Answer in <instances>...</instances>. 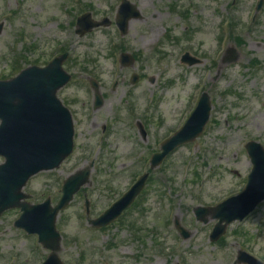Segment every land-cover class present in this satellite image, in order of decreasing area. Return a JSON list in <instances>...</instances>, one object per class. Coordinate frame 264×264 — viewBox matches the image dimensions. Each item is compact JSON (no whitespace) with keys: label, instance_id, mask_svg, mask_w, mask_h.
<instances>
[{"label":"rangeland","instance_id":"rangeland-1","mask_svg":"<svg viewBox=\"0 0 264 264\" xmlns=\"http://www.w3.org/2000/svg\"><path fill=\"white\" fill-rule=\"evenodd\" d=\"M131 1L144 21L132 22L124 37L111 25L79 38L73 23L78 12L113 20L119 1L73 6L71 0H0V80L34 63L43 66L65 49L71 80L58 97L78 121L72 155L58 169L34 176L25 192L33 203L48 197L54 204L64 179L95 161L88 186L57 217L59 257L66 264H233L239 250L264 262V202L214 243L209 234L215 221L201 223L193 215L195 207H213L240 193L251 170L245 144L264 147V0L254 20L258 0ZM229 46L240 58L219 69ZM124 51L136 57L134 67L120 68ZM186 51L202 63L181 64ZM133 73L138 81L131 85ZM88 79L97 80L103 94L96 111ZM202 92L212 105L202 134L151 171L154 182L143 207L136 205L116 225L91 228L84 198L91 201L90 218L100 215L131 175L148 169L151 155L183 125ZM18 216L12 210L0 219V264H41L49 253L35 236L13 228ZM175 219L189 232L187 239L178 235Z\"/></svg>","mask_w":264,"mask_h":264},{"label":"water","instance_id":"water-1","mask_svg":"<svg viewBox=\"0 0 264 264\" xmlns=\"http://www.w3.org/2000/svg\"><path fill=\"white\" fill-rule=\"evenodd\" d=\"M119 9V20L132 13L128 5ZM136 14V13H135ZM103 24H109L104 20ZM100 24H92L82 17L78 26L88 31ZM2 25H0L1 32ZM65 56L54 60L45 68L30 67L10 81L0 82V155L5 163L0 165V214L7 208L21 207L22 215L15 223L26 232L36 233L39 242L52 251L44 264H62L56 255L60 247V235L55 229L57 213L71 201L78 189L88 182L91 163L87 168L70 176L62 187L59 203L50 207L46 201L42 205L29 206L19 203L23 198L20 193L26 181L43 170L57 168L67 157L73 147V127L69 112L56 99V92L69 80L62 68ZM186 60V59H183ZM191 64V61L188 60ZM100 102L97 101V107ZM210 112L207 95H202L197 108L186 124L173 137L166 140L162 152L152 158V167L177 146L191 142L202 131ZM252 163L245 190L213 208L195 209L198 220L207 215L217 220L210 237L212 241L220 238L226 227L235 221L243 220L264 200V150L258 144L250 142L245 146ZM136 188L130 190L123 198L91 224L101 227L112 222L132 201ZM183 237L188 234L178 226ZM237 263L262 264L255 258L239 252Z\"/></svg>","mask_w":264,"mask_h":264},{"label":"flooded vegetation","instance_id":"flooded-vegetation-1","mask_svg":"<svg viewBox=\"0 0 264 264\" xmlns=\"http://www.w3.org/2000/svg\"><path fill=\"white\" fill-rule=\"evenodd\" d=\"M119 1V3L121 2V1H123V0H118ZM127 1H129L130 3H133V4H135L134 2H132L131 0H127ZM136 5V4H135ZM116 10H117V8L115 9V14H116ZM140 21V20H143V17H142V15L139 17V18H137V19H131V20H129V22H128V24H127V32H128V29L130 28V26H131V23L132 22H135V21ZM144 21V20H143ZM113 27L115 28V29H117V27L116 26H114L113 25ZM118 31V30H117ZM127 32H126V34H127ZM118 33H119V35L121 36V37H124L125 35H122L119 31H118ZM122 50V49H121ZM123 51V50H122ZM123 52H121V53H119V54H122ZM44 66V65H43ZM97 85H98V92H99V94H100V97H98L99 98V102L101 103V105H100V107H102L103 106V103H104V98H103V94L101 93V91H100V84L98 83V81H97ZM92 96H93V99H95L96 100V95L95 94H92ZM62 102V101H61ZM62 104H63V102H62ZM64 105V104H63ZM64 107H66L65 105H64ZM99 107V108H100ZM67 109H68V107H66ZM94 108V100L92 101V110L93 111H96L95 109H93ZM69 110V109H68ZM70 111V110H69ZM71 113V116H72V120H73V125H74V129H75V127H76V124L78 123V121H77V119H76V116H77V114H74L73 112H70ZM83 114H85V111H83L82 112ZM76 123V124H75ZM139 124H141L142 125V128L145 130V128H144V125L139 121V120H137V121H135V126H136V131H137V133L139 134V129H138V125ZM105 127L103 126V131H105ZM139 176L137 175V174H134V175H131L130 176V182L128 183V185H127V187H130L136 180H137V178H138ZM125 189H126V187H125ZM148 189V183L146 182V184H145V186H144V189L142 190V192L140 193V195L136 198V200H135V202H134V206L132 207V209L136 206V205H140L141 203H142V201H144L145 200V195L147 194V190ZM30 200V202H32L31 201V198L29 199ZM33 203V202H32ZM143 204H144V202L142 203V205H141V208L143 207Z\"/></svg>","mask_w":264,"mask_h":264}]
</instances>
